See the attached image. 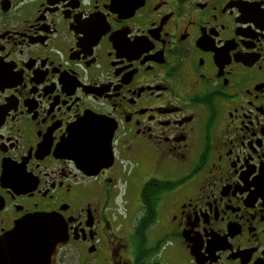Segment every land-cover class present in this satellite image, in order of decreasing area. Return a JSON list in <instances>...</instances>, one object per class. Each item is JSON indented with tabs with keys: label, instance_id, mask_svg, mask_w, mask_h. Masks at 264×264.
<instances>
[{
	"label": "flooded vegetation",
	"instance_id": "obj_1",
	"mask_svg": "<svg viewBox=\"0 0 264 264\" xmlns=\"http://www.w3.org/2000/svg\"><path fill=\"white\" fill-rule=\"evenodd\" d=\"M0 264H264V0H0Z\"/></svg>",
	"mask_w": 264,
	"mask_h": 264
},
{
	"label": "water",
	"instance_id": "obj_2",
	"mask_svg": "<svg viewBox=\"0 0 264 264\" xmlns=\"http://www.w3.org/2000/svg\"><path fill=\"white\" fill-rule=\"evenodd\" d=\"M55 220L57 219L51 214L26 217L13 231V233L20 235L13 237L11 240L23 244L26 241H31L30 244L34 242L51 243L52 241L57 245L65 243L67 240L65 227L63 226V230L61 231L58 227L59 223ZM20 248L26 247L22 245Z\"/></svg>",
	"mask_w": 264,
	"mask_h": 264
},
{
	"label": "rangeland",
	"instance_id": "obj_3",
	"mask_svg": "<svg viewBox=\"0 0 264 264\" xmlns=\"http://www.w3.org/2000/svg\"><path fill=\"white\" fill-rule=\"evenodd\" d=\"M144 178V176L142 177V179ZM142 181V180H141ZM140 181V182H141ZM137 190H135V191H133V192H130V195H129V199L130 200H132L133 201V208H135V202H134V199H136L137 198V193H138V191L136 192ZM118 195H120V196H122L121 194H118ZM137 200H138V198H137ZM117 205H118V207H119V209H121L122 208V203H121V201H120V199H117ZM121 211H123V209L121 210ZM119 216V215H118ZM120 217V216H119ZM160 221H161V223L162 224H164V220H163V217H161L160 218ZM159 235H156V236H154V237H157L158 239H159V237H158Z\"/></svg>",
	"mask_w": 264,
	"mask_h": 264
},
{
	"label": "trees",
	"instance_id": "obj_4",
	"mask_svg": "<svg viewBox=\"0 0 264 264\" xmlns=\"http://www.w3.org/2000/svg\"><path fill=\"white\" fill-rule=\"evenodd\" d=\"M149 186H151V181L147 182V183L144 185V187H143V189H142V192H141V196L144 195V193L146 192V190H147V193L149 192ZM162 189H164V188H161V191H162ZM151 193H152V196H154L155 194H158V193H157V190H155L154 192H151ZM150 209L153 210V207H151ZM154 220H155V217H154V215L152 214V217H151V219H150V221H149V224H152V223L154 222ZM149 224H146L144 228H146L147 226H149Z\"/></svg>",
	"mask_w": 264,
	"mask_h": 264
}]
</instances>
